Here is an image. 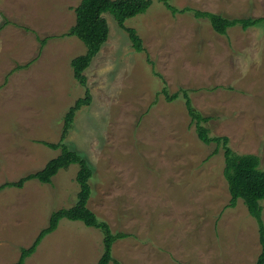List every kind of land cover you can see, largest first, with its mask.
Segmentation results:
<instances>
[{"label": "rangeland", "instance_id": "obj_1", "mask_svg": "<svg viewBox=\"0 0 264 264\" xmlns=\"http://www.w3.org/2000/svg\"><path fill=\"white\" fill-rule=\"evenodd\" d=\"M80 2L0 0V184L61 153L44 142L61 139L68 109L86 93L71 66L86 46L63 36ZM171 3L264 16V0ZM105 16L109 38L85 71L93 100L77 112L65 141L95 170L89 207L114 232L131 234L115 242L114 257L123 264H254L257 222L241 199L228 205L224 147L200 141L182 90L212 117V135L228 136L238 153L259 155L264 169V26L222 35L192 11L174 14L154 0L126 20L143 39L146 50L138 52L115 17ZM165 86L180 96L169 101ZM78 169L60 170L52 183L0 191V264L16 262L54 211L75 205ZM103 248L100 229L64 218L26 264H97Z\"/></svg>", "mask_w": 264, "mask_h": 264}, {"label": "trees", "instance_id": "obj_2", "mask_svg": "<svg viewBox=\"0 0 264 264\" xmlns=\"http://www.w3.org/2000/svg\"><path fill=\"white\" fill-rule=\"evenodd\" d=\"M165 6L174 14L177 12L192 11L198 18L207 19L213 29L222 35H226L228 30L235 26H241L244 30L262 24L264 26V16L259 17H230L222 13L194 9L189 6L178 8L171 3V0H161ZM154 0H81L75 8L76 22L64 33L63 36H76L86 46L85 53L74 57L71 60L74 77L86 87V93L79 97L68 109L64 124L62 137L58 142H44L52 149H60L61 153L50 159L46 165L36 171L29 173L16 181H5L0 184V191L8 187L22 188L30 180H38L41 183H52L53 178L60 170L68 168L70 165L79 166L76 180L79 185L77 202L69 208H61L51 214L49 225L41 230L33 243L28 247H22L19 259L12 264H26V260L38 249L43 238L55 231L62 219L67 218L75 221H82L90 227L98 228L103 232V253L97 264H123L113 255V246L121 238H126L131 234L125 231L114 232L111 225L106 220L100 219L97 213L89 207V199L92 196L91 180L94 178L95 170L87 157L72 149L66 138L69 131L74 127L77 112L84 106L90 105L93 95L88 87V77L85 71L90 67L94 58L98 55L103 45L107 42L110 28L105 13L112 14L118 25L124 29L132 42L135 50L145 51L143 39L137 29L126 25V20L138 14L145 13L153 4ZM50 37L40 38L43 47ZM150 62H152L150 60ZM32 62L19 64L15 69L27 67ZM162 92L169 101L177 99L180 92L170 94L167 86ZM186 100V107L191 117V122L196 126V133L200 141L205 144H217L224 147L225 166L224 177L227 180L231 195L230 207H235L241 199L247 207L251 216L257 222L261 252L254 264H264V217L262 200L264 199V169L260 168L261 157L254 153H238L229 144L230 138L226 135H212L206 125L212 117L205 115L198 110L192 102L189 91L182 90ZM216 152V151H215Z\"/></svg>", "mask_w": 264, "mask_h": 264}, {"label": "crops", "instance_id": "obj_3", "mask_svg": "<svg viewBox=\"0 0 264 264\" xmlns=\"http://www.w3.org/2000/svg\"><path fill=\"white\" fill-rule=\"evenodd\" d=\"M128 237H129V236H128ZM126 238H127V237H126ZM121 239L123 240V239H125V238H121ZM121 239H119V240H121ZM117 241H118V240H117ZM117 241H116V242H117Z\"/></svg>", "mask_w": 264, "mask_h": 264}]
</instances>
